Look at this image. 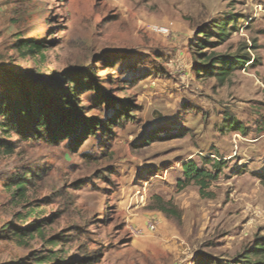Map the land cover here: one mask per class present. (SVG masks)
I'll use <instances>...</instances> for the list:
<instances>
[{"label": "rangeland", "instance_id": "obj_1", "mask_svg": "<svg viewBox=\"0 0 264 264\" xmlns=\"http://www.w3.org/2000/svg\"><path fill=\"white\" fill-rule=\"evenodd\" d=\"M221 18L225 37L200 35ZM198 53L251 59L221 82L196 74ZM84 70L129 116L86 139L0 131V264H244L264 243V0H0V78ZM94 99L79 101L91 122L114 114ZM219 159L204 194L180 187L183 162ZM19 174L23 194L6 184Z\"/></svg>", "mask_w": 264, "mask_h": 264}, {"label": "trees", "instance_id": "obj_2", "mask_svg": "<svg viewBox=\"0 0 264 264\" xmlns=\"http://www.w3.org/2000/svg\"><path fill=\"white\" fill-rule=\"evenodd\" d=\"M234 23L233 18H221L214 22L210 30H202L200 35L209 39L215 35L219 39L225 37ZM207 43V41L205 40ZM16 48L27 50L28 53H41L42 44L36 40L18 38L15 42ZM199 49H203L204 43L198 41ZM200 55V57L198 56ZM195 70L197 75H213L221 82L236 68L250 61L248 54L227 55H209L206 53L196 54ZM64 80H57L56 77L46 80L43 78L28 79L23 76H4L0 78V85L4 88L0 90V131L9 135L16 133L25 139H41L57 142L61 139H67L80 133L83 139L93 134V131L100 129L108 131L112 126L119 125L121 119L129 116V106L125 100L113 102L109 96H105L104 90H99L96 82L97 77L87 70L81 72H67L64 74ZM12 89L15 90L11 94ZM94 91V100L106 103L108 107L115 109L114 114L99 115L96 120L90 121L80 111V97L84 92ZM104 116V120L101 119ZM0 147H5L7 152L12 149L5 140L0 139ZM204 160H207L204 158ZM225 161L222 159L213 161L212 169L199 167L195 161L187 160L182 163L183 179L179 180L180 187L189 183H194L199 187V191L204 194L209 188L211 182L218 178ZM8 187H14L13 192L23 194L25 184L22 181L21 174L7 179ZM260 183L264 187V177ZM209 195V192H206ZM167 206L164 203L158 205V209L165 214H172L177 209L173 204ZM9 227L10 224H7ZM6 226V227H7ZM28 227L12 228V233L18 239H25L30 233ZM55 242V241H52ZM264 252V243L257 242L250 250V253L244 256V264H264L260 260ZM251 256L259 257L256 262L250 260ZM40 261L39 258H36Z\"/></svg>", "mask_w": 264, "mask_h": 264}, {"label": "built area", "instance_id": "obj_3", "mask_svg": "<svg viewBox=\"0 0 264 264\" xmlns=\"http://www.w3.org/2000/svg\"><path fill=\"white\" fill-rule=\"evenodd\" d=\"M151 228L153 229L154 228V225H151Z\"/></svg>", "mask_w": 264, "mask_h": 264}]
</instances>
